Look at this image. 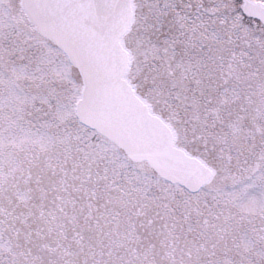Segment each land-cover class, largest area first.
Masks as SVG:
<instances>
[{"label": "snow or ice", "instance_id": "1", "mask_svg": "<svg viewBox=\"0 0 264 264\" xmlns=\"http://www.w3.org/2000/svg\"><path fill=\"white\" fill-rule=\"evenodd\" d=\"M0 264H264V0H0Z\"/></svg>", "mask_w": 264, "mask_h": 264}]
</instances>
